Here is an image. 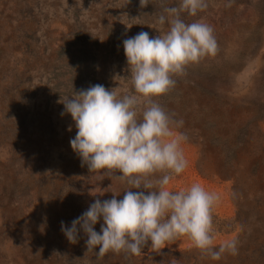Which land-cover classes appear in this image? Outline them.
<instances>
[{
  "label": "rangeland",
  "instance_id": "374dc122",
  "mask_svg": "<svg viewBox=\"0 0 264 264\" xmlns=\"http://www.w3.org/2000/svg\"><path fill=\"white\" fill-rule=\"evenodd\" d=\"M178 3L0 0V264H264V0H207L196 16L181 13L213 29L218 52L155 98L188 137L187 167L169 189L199 183L214 193L229 232L214 235L212 247L234 239L237 250L214 260L181 236L145 254H101L83 233L71 244L60 229L95 198L121 199L130 186L81 164L59 100L88 83L130 88L122 41L159 34L155 18Z\"/></svg>",
  "mask_w": 264,
  "mask_h": 264
},
{
  "label": "clouds",
  "instance_id": "9594fccd",
  "mask_svg": "<svg viewBox=\"0 0 264 264\" xmlns=\"http://www.w3.org/2000/svg\"><path fill=\"white\" fill-rule=\"evenodd\" d=\"M140 3L147 5L148 0ZM207 6V0H179L177 7H167L166 15L155 18L151 29L159 34L141 31L122 41L130 88L95 84L59 100L61 115H69L76 129L69 146L81 164L130 186L121 199V194L95 198L70 225L61 222L69 243H77L83 233L87 249L136 256L146 246L160 248L187 236L214 260L237 250L234 239L219 250L212 247V209L218 200L214 193L199 183L169 189L187 167L181 145L188 137L175 131L183 120L173 119L155 99L175 87L173 77L185 74L187 66L217 54L213 29L198 21L185 23L181 17L184 12L196 16Z\"/></svg>",
  "mask_w": 264,
  "mask_h": 264
},
{
  "label": "trees",
  "instance_id": "16d2710c",
  "mask_svg": "<svg viewBox=\"0 0 264 264\" xmlns=\"http://www.w3.org/2000/svg\"><path fill=\"white\" fill-rule=\"evenodd\" d=\"M90 73V67L89 66H86V67H83L82 69V74L83 76L87 75ZM90 85V83H88V85L85 87V88H88ZM225 226V222L220 220L218 218V216L215 214L214 210L212 209V233H213V236L216 235V234H221V233H226V232H229L228 229H226ZM181 236H178L177 238H175L174 240L180 238ZM174 240H171L169 242H172ZM149 247L150 246H146L143 248L141 254H145L148 252L149 250Z\"/></svg>",
  "mask_w": 264,
  "mask_h": 264
}]
</instances>
